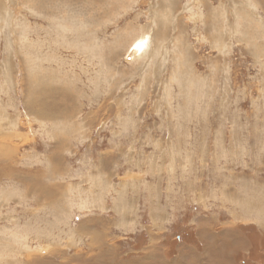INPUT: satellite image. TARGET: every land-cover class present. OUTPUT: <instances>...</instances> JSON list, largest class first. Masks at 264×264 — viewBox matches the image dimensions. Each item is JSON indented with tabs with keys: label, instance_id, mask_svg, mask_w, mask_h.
<instances>
[{
	"label": "rangeland",
	"instance_id": "374dc122",
	"mask_svg": "<svg viewBox=\"0 0 264 264\" xmlns=\"http://www.w3.org/2000/svg\"><path fill=\"white\" fill-rule=\"evenodd\" d=\"M0 264H264V0H0Z\"/></svg>",
	"mask_w": 264,
	"mask_h": 264
},
{
	"label": "bare ground",
	"instance_id": "6f19581e",
	"mask_svg": "<svg viewBox=\"0 0 264 264\" xmlns=\"http://www.w3.org/2000/svg\"><path fill=\"white\" fill-rule=\"evenodd\" d=\"M141 46H143V45H141V44H137V45H136V49H140ZM143 47H144V46H143ZM138 52H139V51H138Z\"/></svg>",
	"mask_w": 264,
	"mask_h": 264
}]
</instances>
